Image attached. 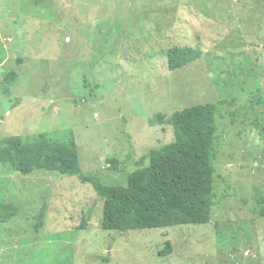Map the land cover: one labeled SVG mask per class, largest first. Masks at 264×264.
<instances>
[{
	"label": "rangeland",
	"instance_id": "374dc122",
	"mask_svg": "<svg viewBox=\"0 0 264 264\" xmlns=\"http://www.w3.org/2000/svg\"><path fill=\"white\" fill-rule=\"evenodd\" d=\"M173 47L203 54L171 69ZM254 95H264V0H0L1 142H74L86 174L127 186L144 155L175 140L169 117L223 100L208 223L104 229L91 183L0 162V210L12 214L0 221V264H264Z\"/></svg>",
	"mask_w": 264,
	"mask_h": 264
},
{
	"label": "trees",
	"instance_id": "16d2710c",
	"mask_svg": "<svg viewBox=\"0 0 264 264\" xmlns=\"http://www.w3.org/2000/svg\"><path fill=\"white\" fill-rule=\"evenodd\" d=\"M202 54L200 48L173 47L167 52L169 66L180 68ZM17 76L12 73L6 79L12 82ZM221 103L223 100L197 104L169 117L175 140L144 155L140 164L146 160L149 163L129 175L127 186L108 185L97 175L86 174L78 146L50 138L46 133L36 140L31 136H11L0 141V162L12 165L24 175L37 170L56 171L91 183L104 198V229L127 232L208 223L216 198L214 158ZM252 103L264 105V95H254ZM111 161L116 163L115 159ZM11 217V213L0 210V221ZM88 219L89 216L83 218V228ZM170 250L169 245L162 254Z\"/></svg>",
	"mask_w": 264,
	"mask_h": 264
}]
</instances>
